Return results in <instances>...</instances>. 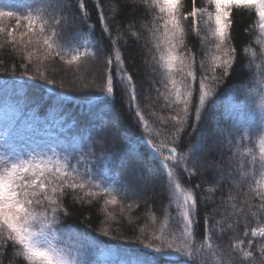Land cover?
<instances>
[{
	"label": "trees",
	"instance_id": "16d2710c",
	"mask_svg": "<svg viewBox=\"0 0 264 264\" xmlns=\"http://www.w3.org/2000/svg\"><path fill=\"white\" fill-rule=\"evenodd\" d=\"M35 1L0 0V9L24 16L45 7L44 4L35 7ZM97 2L101 6L99 9L96 6ZM85 5L88 12L83 14L82 19L78 0H71L69 21L62 33L63 38L70 40L73 45L79 46L86 39L94 42L88 49V55L83 56L78 64L68 66L59 58L44 60L43 45L27 47L13 45L7 42L6 36L0 35V44L3 45L0 47V112L8 111L11 116L9 121L0 117V124L2 121H8L10 123L6 131L19 135L25 133L27 137L32 138L36 137V133L41 135L44 132L42 125L48 126L51 129L50 138L55 137L56 141L52 146V153L46 154L47 156L56 153L61 156L74 155L80 159L82 152L95 153L90 162L98 173L96 180L115 189L118 203L107 205L105 210L104 200L107 197L98 196L95 199L85 197L81 202L74 199L69 192L63 197L61 223L56 227L59 231H73L76 236H83L88 242L98 244L103 254L112 256L110 262L121 264L128 256L143 251L141 242H151L155 246L158 242L152 239L154 233L159 234L164 230L168 235L180 227L176 222L178 218L176 206L169 207V192L162 175L157 182L159 189H153L146 194L138 192L141 195L140 199L125 194L121 184L124 182V176L118 172L123 171L125 166H137V163L139 168L142 165L157 167L156 162L151 159V149L141 139L147 133L136 112L142 113L153 132L154 142L160 143L174 132L170 117L175 114V110L166 107L164 97L156 92V88H160L161 92L164 89L158 83L160 76L153 71L155 65L152 54L155 49L144 27L145 24H150L151 10L145 9L142 0H85ZM183 5V11L190 12L192 0H183ZM196 6L210 7L206 0H196ZM101 11L108 20L111 38L102 31L103 25L99 22ZM203 20L204 18L198 16L196 32L192 30L191 17L183 22L186 30L185 43L197 58L198 80L199 62L205 59V52L209 46L205 40L207 30ZM117 25L120 26L123 35L118 47L125 67L137 86L138 107H129V99L119 87L112 97L104 95L101 91L106 82V57L113 53L111 39L117 38ZM0 26L15 27V18L0 19ZM19 31L22 29L18 30L17 35ZM197 32H200V38ZM230 34L231 44L236 49L233 69L228 77L223 78L219 85L213 88L210 106L197 134L192 135L191 128L187 129L183 134L182 147L179 151H184L186 146L195 144L198 137L202 138L201 144L205 149L212 134L214 132L220 134L222 147L216 149V154L209 153L208 158L213 162L219 159L223 165L227 162L226 168L229 176L231 175V182L221 183L218 175L201 167L191 177L185 176L183 172L179 175L182 185L194 188L198 199L194 243L202 245L205 236L211 235L212 249L216 255L212 258L208 249L203 250L204 257L208 258V264H264V255L261 254L259 247L264 244V238L251 236L252 228L264 227V212L257 217L251 215L257 211L260 204L253 191L257 188L258 182L261 190H264V176L261 175L259 168L256 146L260 121L264 118L258 107L259 92L256 90L259 74L264 72V33H261L257 26L254 10L234 9ZM80 50L83 53L85 48L81 47ZM28 52L34 54L31 63L26 59ZM93 52L96 55L93 56ZM47 80H54L55 83L49 84ZM198 80L194 85V103L198 102ZM249 89H252L251 95ZM35 97L43 100L38 107L28 103L29 99ZM252 97L256 100L255 112L252 111ZM99 106H107L113 114L118 122L117 132L109 128L106 130V123L97 125L100 126L99 129L95 125H85L86 115ZM65 109L76 110L77 114L70 117L63 112ZM110 118L112 119V116ZM104 126L105 128H102ZM156 132H159V136L155 135ZM229 140L232 141L231 145ZM3 141L4 139L0 137V146ZM248 148H252L257 155L255 166L250 163L252 157L246 154ZM134 153L141 161L137 162L132 157ZM122 156L123 158L129 156L131 159L127 161L130 163L123 164ZM71 162L75 165L77 161L72 159ZM87 166L89 165L82 161L81 171ZM133 174L132 171L127 172L125 181ZM129 183L132 185V182ZM197 184L200 185L199 188H195ZM132 187L136 190L137 185ZM83 195L81 192L80 196ZM128 205H132L131 209L127 207ZM233 205L236 206L235 209ZM248 205L252 206L251 209ZM206 213L209 220L207 227H214L211 233L206 231ZM228 223L233 227L228 228ZM165 224L170 227L165 229ZM104 231L108 232L107 236L103 234ZM245 231L249 233L247 236L244 235ZM241 240L244 241V250L253 253L248 260H243L242 252L233 248V245ZM249 240L253 241L251 248H248ZM15 251L11 242L5 244L4 248L0 249V264H21V260L14 255ZM173 259L175 264H183L179 257ZM161 264L164 262L161 261ZM196 264H200L199 256Z\"/></svg>",
	"mask_w": 264,
	"mask_h": 264
},
{
	"label": "snow or ice",
	"instance_id": "6c2138e0",
	"mask_svg": "<svg viewBox=\"0 0 264 264\" xmlns=\"http://www.w3.org/2000/svg\"><path fill=\"white\" fill-rule=\"evenodd\" d=\"M206 3L210 7L198 8L196 0H192L191 11L185 13L183 0H142L145 9L152 12L150 24H145L144 27L155 49L152 54L155 65L153 71L160 76L158 83L164 89L161 92L160 88H156V92L164 97L165 106L174 109L175 114L170 117L174 132L166 140L156 143L144 116L141 112H136L147 133L141 139L151 149V159L157 165L156 168L142 165L137 169L136 191L146 194L149 189L155 188L162 175L169 192V207L176 206L178 211L176 222L180 227L172 230L168 235L164 230L159 234L154 233L152 239L158 242L155 246L151 242H141L143 251L128 256L121 261V264H161V261L164 264H175L174 257H179L183 264H196L198 256L200 264H208V258L204 257L203 250L208 249L212 258L216 255L212 249L210 234L205 236L202 245L194 243L198 199L195 189L184 187L179 175L183 172L185 176L191 177L202 165L200 155L204 152L202 138L198 137L195 144L186 146L184 151L179 149L182 147V137L187 129L191 128L192 135L197 134L206 110L210 106L213 88L218 86L223 78L228 77L233 69L236 60V49L231 44L230 34L233 10H254L257 26L260 32L264 33V0H206ZM70 6L71 0H45V7L24 16L0 9V19L15 18V27L0 26V35L6 36L7 42L13 45L24 47L43 45L44 60L59 58L68 66L78 64L83 56L88 55V49L94 42L86 39L77 46L63 38L64 26L69 21ZM96 6L98 9L101 7L98 2ZM78 9L84 19L83 14L88 12L85 0H78ZM88 15L90 16V13ZM198 16L204 18L203 23L207 30L205 40L209 44L205 59L199 62V80L196 71L197 58L185 43L186 30L183 23L191 17L192 30L196 32L199 24ZM99 22L103 25L102 31L111 38L108 20L103 11L100 12ZM21 29L22 31L17 35L18 30ZM129 34L136 35V33ZM197 34L199 35L198 32ZM122 39L120 26L117 25V38L111 39L113 53L106 57V82L101 91L104 95L112 97L119 87L128 97L129 107L133 108L138 107V92L118 47ZM0 47L3 45L0 44ZM81 47L85 48L83 53ZM33 55L31 52L26 53L29 63L32 62ZM92 55L96 53L93 52ZM69 56L70 58H67ZM253 56L255 57V53ZM197 80L198 102L194 103V85ZM47 83L54 84L55 81L47 80ZM256 90L259 92L258 107L264 114V72L259 74ZM251 92L252 89H249V95ZM252 104V111L255 112L257 107L255 97H252ZM260 125L256 146L259 168L261 175L264 176V118L261 119ZM155 135L159 136V132ZM231 143L232 141L229 140L230 145ZM246 154L252 157L250 163L255 166L256 153L252 148H248ZM94 156V152L87 154L82 152L80 159L74 155L61 156L54 153L53 156H47L34 152H17L14 149L7 153L0 152V241H3L0 243V249L11 242L16 249L14 255L21 260V264H91V261L79 259V253H73L67 246L58 243L60 237L57 235L59 229L56 226L61 223L63 197L69 192L74 199L81 202L85 197L95 199L98 196H105L107 197L104 200L105 210L107 205L118 203L115 189L107 183L97 182L98 173L90 162V158ZM72 159H76L75 165L72 164ZM82 161L89 165L83 171L80 167ZM203 163L211 166L214 162L205 153ZM199 187V184L195 186V188ZM253 191L260 204L257 206V211L252 212L251 215L257 217L264 212V190H261L258 182L257 188ZM81 192L84 194L83 197L80 196ZM127 207L131 209L132 205ZM232 207L235 209L236 206ZM248 207L251 209L252 206L248 205ZM64 214L67 215L66 212ZM208 224L206 213V231L211 233L214 227L208 228ZM227 226L233 227L231 223ZM169 227L168 224L164 225L165 229ZM103 234L107 236L108 232L104 231ZM248 234V231H245L244 235ZM251 236L264 238V227L252 228ZM252 244L253 241L249 240L248 248H251ZM259 247L261 254L264 255V244ZM233 248L242 252L243 260L253 256L252 251L244 250L243 240L233 245Z\"/></svg>",
	"mask_w": 264,
	"mask_h": 264
},
{
	"label": "rangeland",
	"instance_id": "374dc122",
	"mask_svg": "<svg viewBox=\"0 0 264 264\" xmlns=\"http://www.w3.org/2000/svg\"><path fill=\"white\" fill-rule=\"evenodd\" d=\"M44 4L45 5V0H36L34 5L35 7H38L40 5ZM198 19V18H197ZM200 32H199V38H200ZM28 103L32 104L34 107H38L43 103V100L40 98H31L28 100ZM65 114L69 115L70 117H73L74 114H77L76 110H64L63 111ZM112 116V119L110 118ZM115 117L113 116V114H111V112L109 111L107 106H99L97 108H94L93 111L89 114L86 115V120H85V125H95L96 127L97 125H101V124H105L107 125L106 130L109 128L111 129L113 132H117V128L116 125L118 124V122L114 119ZM109 120V121H108ZM108 121V122H107ZM102 128H105L102 127ZM100 128V129H102ZM103 132V131H102ZM116 138V137H114ZM209 144L206 146V148L204 149V152H202L200 155L203 157L205 156V153H207V155L209 153H217L216 149H221V138H220V134H217L216 132H214V134H212L210 140L208 141ZM16 143H18V147H24V150L26 151V153L29 152H34V153H41L43 154L44 152H48V140L42 141L38 144H36L35 146L31 145L29 142L25 141V140H17ZM1 149V148H0ZM2 150V149H1ZM0 152H4L1 151ZM5 153V152H4ZM133 158H135V160L137 162L141 161V159L138 157V155L136 153H134L132 155ZM201 157V159H202ZM124 161L123 164L127 165V160L131 159L129 158V156H127V158H123V156L121 157ZM130 163V162H128ZM136 165H130V166H125V169L123 168V171L118 170V172L122 173L124 176V182H122V188L123 191L125 192V194H128L130 196H132L133 198L139 197L141 199V195L138 193V191H136L132 185H137L138 184V179H137V169L139 168ZM227 162L225 163V165L222 164V161H219V159L216 161H214V163L209 166L206 163H203V159H202V165L200 166L202 169L206 170V171H211L213 173H215L216 175H218L219 178V182H231V175L229 176V174L227 173V168H226ZM230 167V166H229ZM132 171L134 172L133 176H130L126 178L125 181V175L127 172ZM121 179H122V175H121ZM129 182H132V185H130ZM159 189V185L156 184L155 188L153 189ZM153 189H149L148 192L152 191ZM135 192V194H134ZM57 235L60 237V240L58 241V243H61L65 246H67L69 249H71L73 251V253H79L78 258L81 259L82 261H91V264H106V260L110 259V256L108 257L105 254H102V251L99 250V246L98 245H92L86 241H78L76 238L71 240V233L67 232V231H61L60 234L57 233ZM95 249L96 253H99L96 256H93L92 258H89L90 256V250L91 249Z\"/></svg>",
	"mask_w": 264,
	"mask_h": 264
}]
</instances>
